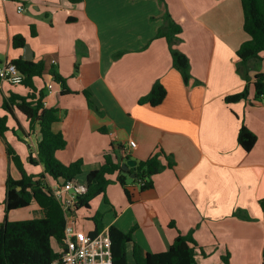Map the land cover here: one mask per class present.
Returning <instances> with one entry per match:
<instances>
[{
  "label": "crops",
  "instance_id": "obj_1",
  "mask_svg": "<svg viewBox=\"0 0 264 264\" xmlns=\"http://www.w3.org/2000/svg\"><path fill=\"white\" fill-rule=\"evenodd\" d=\"M164 2L0 0V64L22 57L23 47L12 46L16 34L25 37L32 60L45 63L43 102L57 109L52 129L67 141L56 152L63 162L79 159L83 172H88L102 164L106 153L124 156L128 140L136 145L126 155L135 161L159 148L172 156L173 167L155 174L152 188L141 191L129 184L132 201L117 182L107 185L105 205L112 217L103 221L105 229L111 224L124 232L133 228V242L151 253L166 250L178 233L191 232L205 252L198 251L197 264H223L221 256L226 253L229 264H262L264 211L259 201L264 198V97L255 99L250 84L245 99L224 100L246 84L236 70V50L248 39L241 2ZM19 4L23 11H18ZM165 9L182 28L177 48L190 62L187 84L171 65L166 40L155 37L164 24ZM259 57L250 62L252 75L264 74V51ZM51 68L72 92H60ZM156 81L166 89L164 99L154 106L139 103ZM48 83L53 85L51 91ZM9 85L12 88L0 81L2 116L6 111L1 102L10 92L25 95L29 90ZM84 90L94 107L88 105ZM242 124L256 135L249 151L237 141ZM6 125L0 136V182L8 172L18 177L8 162L6 143L23 161L29 152L36 154L34 137L24 133L22 116L9 114ZM18 142L21 151L15 147ZM27 167L32 170L31 165ZM44 180L54 182L47 175ZM4 200L5 185L0 186V221ZM29 207L35 208V217L42 215L35 202L23 208ZM13 210L7 213L9 220L32 218L11 217ZM82 227L91 230L93 226ZM131 248L128 243L127 254Z\"/></svg>",
  "mask_w": 264,
  "mask_h": 264
},
{
  "label": "trees",
  "instance_id": "obj_2",
  "mask_svg": "<svg viewBox=\"0 0 264 264\" xmlns=\"http://www.w3.org/2000/svg\"><path fill=\"white\" fill-rule=\"evenodd\" d=\"M163 4L164 0H160ZM243 12V30L248 39L243 41L236 50L238 62L236 70L246 81L244 88L236 93L225 96L227 102L245 99L248 96L250 84L254 89V98L264 97V74H250L252 60L260 59L259 53L264 51V0H240ZM164 24L158 28L155 37H163L168 45L171 65L179 71L184 83L190 79V62L186 54L177 48L181 41L182 28L170 15L167 9L164 14ZM26 39L21 34L12 37V46L22 48ZM23 74L24 79L20 83L28 88L25 95L10 92L7 98L1 102V107L6 111L0 115V136L8 129L6 120L9 114L14 112L22 116L25 122L24 133L32 135L35 140V156L29 152L28 160H22L14 148L6 143L8 162L14 166L18 177L7 173L5 185L4 216L0 221V264H51L61 253L55 246L61 247L64 237L65 217L60 204L44 180L49 176L56 183L66 180H74L85 185L84 193L79 194L74 210L90 209L91 201L102 195L105 202L106 187L111 182H117L123 189L128 201H132V193L129 184H136L139 190L153 187V176L165 168H172L173 158L162 149L156 150L144 160H137L134 166L128 170L121 164L130 159L126 156L104 154L102 164L88 172H83L82 161L74 160L65 163L56 156V152L67 146V141L61 132H55L52 125L58 120L57 109L47 107L43 99L46 95L44 72L46 65L42 60H24L21 56L11 59ZM50 75L54 82L61 86V93L72 92L65 80L52 68ZM38 81L37 84L35 81ZM19 85V84H12ZM88 105L94 107L90 100V93L83 91ZM166 95V89L162 83H153L150 91L140 97L139 103L159 104ZM17 123V120H16ZM237 141L240 146L249 151L256 142V135L242 124L238 130ZM163 158L165 163H163ZM28 165L41 166V170L32 171ZM134 175L131 177V175ZM114 175V178L110 176ZM141 183V184H140ZM35 202L40 211V217H32L20 220H9L7 213L10 210L23 208ZM264 211V198L259 201ZM92 229L90 235H95L104 229L103 214L96 210L90 217ZM133 228L127 232L120 230L111 224L108 232L111 240V264H128L127 245L132 243L131 257L133 264H197L195 256L198 251L205 254L194 240L192 233H178L166 250L160 252H144L141 247L132 240ZM55 245V246H54ZM223 264H229V254L221 256ZM262 264H264V250L262 252Z\"/></svg>",
  "mask_w": 264,
  "mask_h": 264
},
{
  "label": "built area",
  "instance_id": "obj_3",
  "mask_svg": "<svg viewBox=\"0 0 264 264\" xmlns=\"http://www.w3.org/2000/svg\"><path fill=\"white\" fill-rule=\"evenodd\" d=\"M17 8L18 11L24 10L20 4ZM52 61L54 62V60ZM23 79V74L11 60L0 64L1 82L20 84ZM52 87V83L46 85L48 91H51ZM135 145L133 140H128V148H133ZM128 148L123 150L124 156L129 152ZM47 186L60 204L65 217L61 255L51 264H111V240L108 229L104 228L97 234L90 235V230L75 227L76 211L74 206L78 195L85 192V185L74 180H66L61 184L47 183Z\"/></svg>",
  "mask_w": 264,
  "mask_h": 264
},
{
  "label": "rangeland",
  "instance_id": "obj_4",
  "mask_svg": "<svg viewBox=\"0 0 264 264\" xmlns=\"http://www.w3.org/2000/svg\"><path fill=\"white\" fill-rule=\"evenodd\" d=\"M4 83H6V85L8 87L12 88V86L9 85V83L7 81H4ZM0 115H2V113ZM19 146H20V142H18V144H16L15 147L19 151H21L20 149H22V148H19ZM24 147H25V145H24ZM31 169H32V171H37L38 167L37 166L35 167V166L32 165ZM13 171H15V170H13ZM0 183H2V185L0 184V186L3 189L4 188V177L2 178V181ZM105 203L106 202L104 201L102 196H97L91 201L90 209H84L83 208V209L78 210L76 212L77 214H76L75 227L79 228V229H83V227H82L83 224H87V225L91 226L92 222L90 220V217L92 216L93 212L96 211V210H100V212L103 214V221L104 222L108 221V219L110 217H112V213L109 210V207L107 205H105ZM35 216H37V212L35 211V208H32V207H29L28 209H25V208L15 209V210H13V213L11 215V217H20V218L35 217ZM55 248L57 250L61 249V247H58V246H55ZM127 255H128L127 256L128 257V264H132L133 260H132V257H131V251L128 252Z\"/></svg>",
  "mask_w": 264,
  "mask_h": 264
},
{
  "label": "water",
  "instance_id": "obj_5",
  "mask_svg": "<svg viewBox=\"0 0 264 264\" xmlns=\"http://www.w3.org/2000/svg\"><path fill=\"white\" fill-rule=\"evenodd\" d=\"M22 58H23L24 60H28V61H29V60H32V52H31V50H30V48H29V44H28V43H25V45L23 46V54H22ZM135 163H136L135 160H133V159H129V160L123 162V163L121 164V166H122L123 169L128 170L129 167L134 166ZM133 176H134V175L132 174L131 177H133Z\"/></svg>",
  "mask_w": 264,
  "mask_h": 264
}]
</instances>
